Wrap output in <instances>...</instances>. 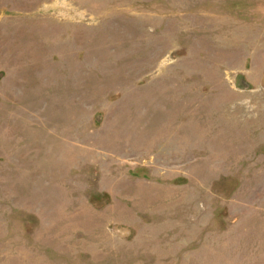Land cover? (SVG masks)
<instances>
[{
	"label": "rangeland",
	"instance_id": "374dc122",
	"mask_svg": "<svg viewBox=\"0 0 264 264\" xmlns=\"http://www.w3.org/2000/svg\"><path fill=\"white\" fill-rule=\"evenodd\" d=\"M0 264H264V0H0Z\"/></svg>",
	"mask_w": 264,
	"mask_h": 264
}]
</instances>
